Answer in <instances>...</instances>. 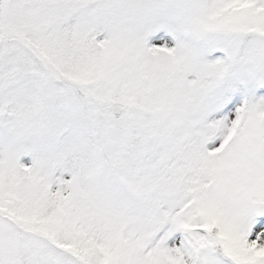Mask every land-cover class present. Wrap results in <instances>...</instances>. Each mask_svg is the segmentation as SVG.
<instances>
[{
	"label": "snow or ice",
	"instance_id": "6c2138e0",
	"mask_svg": "<svg viewBox=\"0 0 264 264\" xmlns=\"http://www.w3.org/2000/svg\"><path fill=\"white\" fill-rule=\"evenodd\" d=\"M0 264H264V0H0Z\"/></svg>",
	"mask_w": 264,
	"mask_h": 264
}]
</instances>
